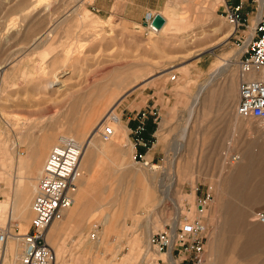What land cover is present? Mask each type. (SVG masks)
Returning <instances> with one entry per match:
<instances>
[{"label":"rangeland","instance_id":"374dc122","mask_svg":"<svg viewBox=\"0 0 264 264\" xmlns=\"http://www.w3.org/2000/svg\"><path fill=\"white\" fill-rule=\"evenodd\" d=\"M244 1L249 26L233 34L217 10L223 0H175L162 11L169 23L160 32L101 19L88 0H0V204H7L0 226L15 186L26 177L32 195L13 207V220L19 231L28 230L38 176L61 138L82 144L112 108L121 118L123 107L135 113L154 106L160 119L146 137L147 148L134 146L131 121L121 120L124 137L105 142L96 135L99 147L87 155L103 147H129V154L116 183L106 175L114 154L102 167L98 157L93 160L89 174H101L95 182H110L111 190L98 192L85 207L81 234L72 226L57 234L58 264H158L166 256L149 247L146 230L151 236L165 226L195 224L205 229L203 264H264V222L257 217L264 212V122L236 114L243 50L238 35L250 30L260 4ZM177 16L186 21L180 24ZM226 61L237 89L220 71ZM197 92H203L198 100ZM29 148L47 149L37 174L23 165ZM135 153L143 158L134 159ZM85 160L78 188L87 176ZM207 195L200 214L197 205ZM65 218L53 223L61 226ZM94 225L98 238L91 240ZM48 241L52 245L50 235Z\"/></svg>","mask_w":264,"mask_h":264},{"label":"built area","instance_id":"2783aa9c","mask_svg":"<svg viewBox=\"0 0 264 264\" xmlns=\"http://www.w3.org/2000/svg\"><path fill=\"white\" fill-rule=\"evenodd\" d=\"M223 3L222 16L233 28L234 34L241 27L248 29L247 18L243 13L245 1L224 0ZM150 20L148 17V23ZM238 39L239 47L243 50L238 61L241 80L236 114L244 120L264 122V12L261 16L255 13L254 24L248 32L240 33ZM247 75L254 77L247 79ZM171 79L174 80L175 77L172 76ZM159 119L160 113L154 106L134 113L132 121L135 125L129 130L134 137V146L147 148V124L150 122L152 125H158ZM112 135L113 130L109 125H103L99 131L100 138L105 142L109 141ZM82 148L73 138L65 137L51 149L35 186L31 204L33 218L28 230L21 234L11 213H8L6 223L0 226V264H7L5 259L8 240L19 245L17 258L8 264H58L53 249L46 241V234L49 226L54 221L62 220L64 213L73 205L78 181L82 176L79 167ZM136 158L142 159L143 155L135 153L134 159ZM209 202V195L199 201L198 213L202 214ZM257 217L264 219V212ZM97 234L98 226L94 225L89 238L95 240L98 238ZM204 238L205 229L199 224L177 228L165 226L162 231L153 233L148 243L155 252L168 255V258L177 261V264H203ZM158 262L171 264L167 258Z\"/></svg>","mask_w":264,"mask_h":264},{"label":"crops","instance_id":"0c3cea01","mask_svg":"<svg viewBox=\"0 0 264 264\" xmlns=\"http://www.w3.org/2000/svg\"><path fill=\"white\" fill-rule=\"evenodd\" d=\"M175 0H88V7L93 10V13L101 18V19H122L130 23L135 24H146L148 23V17L152 18L155 14L159 13L161 14L164 19L166 20V25L169 23V19L162 13L163 9H165L168 6L175 5ZM224 1V0H223ZM260 1V0H259ZM223 4H219L217 6V10L222 11L223 10ZM264 12V8L261 7V2L258 4V16H261ZM243 13L247 15V7L244 6ZM176 21H178L180 24H183L186 21V17L184 16H177ZM148 25V24H147ZM233 65V63H231ZM225 69L222 67L221 70ZM187 72V71H186ZM236 79V80H235ZM233 81H230V85L234 86L239 84V81L237 77ZM232 105V106H231ZM234 106V101H231L228 105V109H232ZM121 118L120 122H126V125H128L129 121H131L129 127H134L135 122L132 121L134 111H129L128 107H123L120 111ZM122 120V121H121ZM167 124V121L164 120L161 124V128H163ZM124 126V125H123ZM125 129V126H124ZM152 124L148 123V128H146L145 137L151 136L152 132ZM161 130H158L160 132ZM161 138V136H159ZM52 145V144H51ZM129 147H125L123 149L119 147H103L100 149H94L92 150L85 160L84 168L86 169L87 176L86 178L81 181V184L79 185V190L76 195L75 203L73 207L67 212L66 218L61 226H58L57 224H53L49 229V235L52 239V247L56 251L57 257L60 254V247L57 244L56 236L64 233L68 230L70 226L74 227L73 229L76 230V233L79 235L83 232L84 226L88 220V216L86 217L83 215V211L85 207L90 205V202L92 199H98L97 193L105 190L106 192L111 190V183L107 182V184L104 187H101L99 184L95 182L97 178H101V174H97L96 178L93 177V175L89 174V171L91 169V165L93 160H95L96 157H98L97 166L102 167L103 166V160L104 159H110L111 155L114 154V157L116 158V161L109 165V169L106 171L107 177L114 178V182L116 183L119 180V177L117 175V169H119L120 166H125V160L129 154ZM135 151V148H134ZM47 153V149H33L29 148L27 155L25 158V163L23 165L28 169H39L41 166V163L43 161V158L45 154ZM133 153V152H132ZM98 154L102 156H98ZM116 171V174H115ZM35 174V173H33ZM31 175V174H30ZM117 175V176H116ZM106 177V176H105ZM28 183L27 178L25 177V181H20L18 185L15 186L13 198H12V205L11 209L13 210V207H16L17 209L20 208L21 205L25 204L26 202L30 201L31 198V185ZM20 191V193H19ZM17 193V194H16ZM103 198L100 199L99 203H102ZM3 204V203H2ZM7 205V204H4ZM3 210L0 208V217H2ZM104 221V226H106V233L110 230L108 229V222ZM25 225H28L27 223H24ZM56 225V226H55ZM53 227L55 229H53ZM57 228V230H56ZM21 231H27V226H22ZM58 231V232H57ZM115 231L119 232V235L121 230L120 228H117ZM147 231L145 232L147 236ZM54 232V233H53ZM51 233V234H50ZM54 234V235H53ZM102 241H100L101 243ZM148 255L151 254L147 252ZM157 255H163V254H157ZM166 258L170 261L168 258V255H165ZM171 262V261H170ZM173 262V261H172ZM175 262V261H174ZM178 263V262H177ZM172 264V263H171Z\"/></svg>","mask_w":264,"mask_h":264},{"label":"bare ground","instance_id":"6f19581e","mask_svg":"<svg viewBox=\"0 0 264 264\" xmlns=\"http://www.w3.org/2000/svg\"><path fill=\"white\" fill-rule=\"evenodd\" d=\"M260 2H261V4L263 5L264 4V0H260ZM165 24H166V20H165V23H164V25L161 27V29H159L158 31H156V30H154V29H152L154 32H160V31H162L163 29H164V26H165ZM233 34H234V30H233ZM245 44V43H244ZM245 46V45H244ZM243 46V47H244ZM225 63H227V64H224L225 66H223L225 69H223V70H220V71H224V72H226L227 74H228V77L226 78L227 79V81H228V84H229V82L230 81H233L237 76H236V74L234 73V71L230 68V63L228 62V61H226ZM224 72H220L221 74L222 73H224ZM219 75V73L218 72H215V74H213V76H215V75ZM240 76H241V74H240ZM254 76L253 75H247L245 78H247V79H251V78H253ZM236 80V79H235ZM209 85V84H208ZM205 87V86H204ZM207 87V86H206ZM205 87V88H206ZM204 88V89H205ZM207 90V89H206ZM206 90H204V91H206ZM201 91V90H200ZM203 94V92H197V94H196V99L198 100L199 98H200V96ZM232 106V105H231ZM116 108L115 109H111L110 111H109V113H107L106 114V116L102 119V121L96 126V128L94 129V131L92 132V134H90V136H88L87 137V139L81 144V146L83 147L82 148V152H81V155H80V158H79V167L82 165V162L85 160V157H86V154L92 149V147H99L98 146V142L96 141V135H99V131L102 129V126L103 125H109L111 128H112V130H113V135H112V137H111V139L109 140V142L110 141H112V139L113 138H115V136H117L119 133H122L123 132V137L125 136V134H124V126H123V124L120 122V117H119V115L118 114H116ZM113 118H115V119H113ZM235 120H239V119H236L235 118ZM239 124V123H238ZM134 149V148H133ZM233 161H237V158H235V159H233ZM80 169H81V167H80ZM152 169H158V168H156V167H153ZM31 171H33V173H35V174H37V171H38V169H34V168H32V170ZM81 171H82V169H81ZM82 175H83V172H82ZM81 178H82V176H81ZM80 178V179H81ZM79 179V180H80ZM28 181H31V179L30 180H28ZM79 182V181H78ZM18 185V184H17ZM154 186V185H153ZM78 190H79V188H77V192H76V194H75V197H74V202H73V205H74V203H75V199H76V195H77V193H78ZM224 189L221 187V189H219V195H218V197H217V199L219 200L220 199V196L224 193V191H223ZM19 193H20V191H19ZM17 194V193H16ZM162 195H163V197H164V199H165V197L167 196V191L166 192H162ZM73 205L64 213V216H63V219L65 218V216H66V214H67V212L73 207ZM0 207L2 208V207H4V204H0ZM11 214H12V218H14V216H15V211H13L12 209H10V211H9ZM219 212H220V208H219V203L217 204V206H216V210H215V213L216 214H219ZM21 214H24V211H22L21 212ZM20 214V216L22 217V215ZM15 219H16V217H15ZM25 219V218H24ZM261 221H263L264 222V219H260ZM54 223H52L50 226H49V228H48V230H47V234H46V241H47V243L50 245V247L53 249V251H54V253H55V255H56V251H55V249L51 246V244L49 243V241H48V237H49V229H50V227L53 225ZM21 226V225H20ZM56 226V225H55ZM150 227V226H149ZM175 228H177V227H175ZM53 229H55L54 227H53ZM149 229V231L151 232V231H153V229H154V227H151V228H148ZM159 228H157V230H158ZM56 230H57V228H56ZM58 232V231H57ZM149 232V233H150ZM20 233L21 234H24L25 232H22L21 231V228H20ZM54 233V232H53ZM51 234V233H50ZM151 234V233H150ZM54 235V234H53ZM147 237H148V241H149V237H150V235L148 236L147 235ZM12 244H15V248H13L14 250H12L11 248H10V245H12ZM147 245V244H146ZM150 247V246H149ZM6 259H5V262H7V263H9V261L7 260V258L9 257V258H12L13 257V259L15 260L16 258H17V256H18V254H19V245H18V243L17 242H15V241H12V240H8V242H7V247H6ZM153 250V249H152ZM56 257H57V255H56ZM176 263V262H175Z\"/></svg>","mask_w":264,"mask_h":264},{"label":"water","instance_id":"95a60500","mask_svg":"<svg viewBox=\"0 0 264 264\" xmlns=\"http://www.w3.org/2000/svg\"><path fill=\"white\" fill-rule=\"evenodd\" d=\"M164 23H165L164 17L161 14L157 13L151 18L150 22L148 23V26L158 31L159 29H161Z\"/></svg>","mask_w":264,"mask_h":264}]
</instances>
